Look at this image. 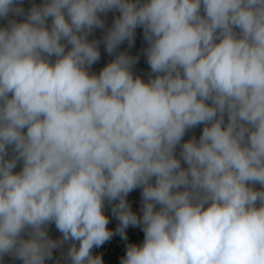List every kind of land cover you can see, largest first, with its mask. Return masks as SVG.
I'll list each match as a JSON object with an SVG mask.
<instances>
[{"label":"clouds","instance_id":"clouds-1","mask_svg":"<svg viewBox=\"0 0 264 264\" xmlns=\"http://www.w3.org/2000/svg\"><path fill=\"white\" fill-rule=\"evenodd\" d=\"M23 5L0 0V264H103L106 205L144 234L121 264H264V0Z\"/></svg>","mask_w":264,"mask_h":264},{"label":"rangeland","instance_id":"rangeland-1","mask_svg":"<svg viewBox=\"0 0 264 264\" xmlns=\"http://www.w3.org/2000/svg\"><path fill=\"white\" fill-rule=\"evenodd\" d=\"M32 0H24V7L27 9L30 7ZM36 3H40L41 0H35ZM118 12H109L106 18V26L110 27L114 18L118 16ZM6 24V21L0 20V26H3ZM103 36V30L102 29H96L94 35L90 36L89 39H101ZM145 42L143 40L142 36V29H137L136 31V37H135V43L134 45L129 48L127 42L122 44L120 46L119 51H128L131 55H139L140 59L139 62L135 66V72L138 75L143 76L145 79H147V74L149 72V66L146 63V59L142 54V48L145 47ZM100 52H101V58L100 60L95 63L92 67V71L99 73V71L111 60L113 59L112 56H109L107 52L104 49L103 43L100 45ZM202 132V126L197 127L193 130H191L186 136L185 140L191 138V136L195 135L197 138L200 136ZM19 170V166L17 168ZM259 187V186H257ZM128 202L130 203L133 211H135L138 215L140 214V206H141V190L136 189L129 193L127 197ZM105 215L109 217V224L108 228L113 231L114 235L110 240L105 242L102 246L99 248L93 249L94 255H100L103 260V264H121L122 258L126 254V248L129 244H141L143 242L144 234L140 227H129L126 229V235L127 239H122L121 236L116 233V228L118 227L119 221L112 216L111 214V205H106L105 207ZM50 235L53 239L59 238L60 233L56 230L54 225L50 226L49 229ZM61 261V264H63V260L60 255L59 250L54 251V259L47 262V264H56V261ZM4 264H22L21 261L15 260L12 257L6 256L4 258Z\"/></svg>","mask_w":264,"mask_h":264}]
</instances>
